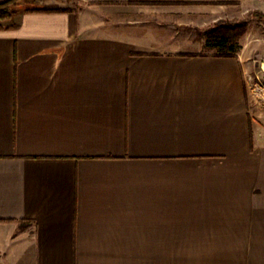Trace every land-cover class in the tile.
Segmentation results:
<instances>
[{"label": "crops", "instance_id": "0c3cea01", "mask_svg": "<svg viewBox=\"0 0 264 264\" xmlns=\"http://www.w3.org/2000/svg\"><path fill=\"white\" fill-rule=\"evenodd\" d=\"M78 1L134 18L0 21V264H264V114L187 32L246 0Z\"/></svg>", "mask_w": 264, "mask_h": 264}, {"label": "rangeland", "instance_id": "374dc122", "mask_svg": "<svg viewBox=\"0 0 264 264\" xmlns=\"http://www.w3.org/2000/svg\"><path fill=\"white\" fill-rule=\"evenodd\" d=\"M22 1V0H21ZM20 1V2H21ZM54 10H65L70 12H82L86 8H91L95 14L102 16L104 22H109L112 17H119L116 14H123V19L134 18L127 15L120 6H112L108 4L85 5L78 0H42ZM20 2L13 6V10L18 12L21 10ZM240 13L235 18L219 20L211 27L205 28L197 33L188 32L189 37L204 38L206 43L207 35L211 32L218 22L238 23L244 21L246 23L245 33L239 38L234 45L235 54L242 60L245 66V87L248 100L249 111L264 114V0H246ZM120 11V12H119ZM118 12V13H117ZM113 15V16H112ZM119 19V18H118ZM215 52L217 49L215 48Z\"/></svg>", "mask_w": 264, "mask_h": 264}, {"label": "trees", "instance_id": "16d2710c", "mask_svg": "<svg viewBox=\"0 0 264 264\" xmlns=\"http://www.w3.org/2000/svg\"><path fill=\"white\" fill-rule=\"evenodd\" d=\"M21 0H7L0 3V21L9 19L15 11L13 6ZM246 23L218 22L214 29L207 35L206 45L217 49L218 55H235L234 45L239 38L245 33Z\"/></svg>", "mask_w": 264, "mask_h": 264}]
</instances>
